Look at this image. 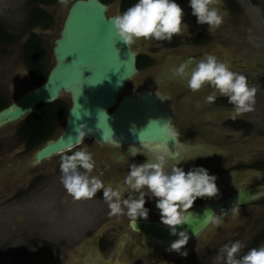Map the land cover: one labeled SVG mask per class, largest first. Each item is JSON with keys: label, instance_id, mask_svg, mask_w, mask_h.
Here are the masks:
<instances>
[{"label": "flooded vegetation", "instance_id": "obj_1", "mask_svg": "<svg viewBox=\"0 0 264 264\" xmlns=\"http://www.w3.org/2000/svg\"><path fill=\"white\" fill-rule=\"evenodd\" d=\"M137 2L138 0H120L119 12L126 11ZM175 2L183 9V23L188 28L184 34L173 36L170 42L143 38L138 40L141 45L144 42L150 44L146 51L134 46L139 52L137 67L140 72L138 75L146 69L149 72L144 79L138 80L137 83L141 87L135 91L145 90L154 93L170 111L173 117L172 123L180 133L178 144L176 141H169L170 150L175 153V159L172 162L181 160L179 166L185 172L193 167H203L208 170L209 175H214L217 178L215 182L219 189L218 196L197 198L193 207L189 209L190 212L202 208L210 202L219 203L228 200L243 189L264 186V148L260 145V142L264 141V130H258L261 139L250 137L254 128L260 126L258 120L254 118V112L256 110L264 112V61L260 53L253 56V52L250 51L251 56L248 53L244 54L245 56L242 55L243 43L227 42L226 34L228 32L224 28L227 16H230L231 20L229 21L234 27L249 28L250 25H253L250 13L242 0L220 1L218 7L223 14L224 21L212 31H209L207 24L197 23V17L192 15L190 0H175ZM187 47L189 48L187 49ZM226 49L229 51H225ZM205 53L216 56L221 62L227 63L233 71L245 75L249 85L257 88L254 111L233 119V106L228 103L226 97L218 96L214 103L207 104L204 98L212 91L209 86L194 93L189 90L185 81L172 74L171 69L187 61L189 57L200 59ZM142 60H144L143 64ZM166 63L168 64L165 66ZM192 67L194 65L189 67V73ZM162 71L164 72L160 75ZM131 81L135 85L137 78ZM125 92L130 91H127L126 88ZM63 125L64 123L62 128ZM16 131H19L18 128ZM61 132L62 129L57 135ZM0 143L3 146L0 155L3 152L10 154L6 149V143L5 146L1 141ZM20 143L24 144L20 155L22 160L29 155L27 158L33 164V168L27 170L34 171L32 176L27 178L29 181L23 190L31 192L35 187H38L40 192L44 193L50 187L55 186L60 190L59 203L69 205V207L59 215V221L54 224L82 225L75 234L67 233L69 235L56 238L60 244L59 248L65 254L60 258L59 263L206 264L208 244H217L215 248L218 249L216 251L218 254L219 249L225 244L220 240L221 237L227 238L228 235H231L234 236L231 242L239 240L237 236L246 231V227L253 217L250 214L254 215L258 206L264 210V194L254 201L240 205L239 216L233 219L229 214L223 219L221 225L225 227L228 225L229 229L217 231L216 229H219L218 227L221 225L216 226L212 223L208 230L189 238L187 245L181 249L182 252H187V256H183L170 251V245L164 246L160 240L148 237L137 227V223L142 221L162 224L159 210L155 207L156 198L145 196V207L149 210L148 218L146 220L138 219L135 226L130 223L127 217L109 216V209L104 202L102 190L98 191L92 199L78 201L66 192L60 182V160L63 154H71L69 150L37 161V150L43 144L35 151L28 149L26 139ZM143 144L144 147L141 143L114 145L111 142L100 143L95 139H86L83 145L76 146L72 151L86 146L93 153L96 162L93 175H99L102 172L101 179L105 184L111 183L113 186L123 187L122 181L130 171L129 166L133 163L146 162L147 156L151 158L150 148L153 143L143 142ZM133 146L141 149L135 157L130 154V148ZM20 163L22 161L19 159L9 160L7 167L11 170L13 166L17 171L24 167V164ZM17 165L19 166L17 167ZM252 171H257L258 174L252 177ZM252 179L256 180L257 184H253ZM23 190L18 188L15 195L22 193ZM51 198L52 195L43 199L47 206L51 204L48 201ZM55 202L57 203V197L53 199V203ZM220 213L221 211L218 210L216 215H220ZM244 213H247L245 220L242 219ZM238 219L239 221H237ZM44 225L42 228L45 227ZM255 238L259 242H254L255 239H253L250 244L244 245V250L239 255L245 254L251 248L257 247L258 244L261 245L264 240V230Z\"/></svg>", "mask_w": 264, "mask_h": 264}, {"label": "clouds", "instance_id": "obj_2", "mask_svg": "<svg viewBox=\"0 0 264 264\" xmlns=\"http://www.w3.org/2000/svg\"><path fill=\"white\" fill-rule=\"evenodd\" d=\"M67 7L69 0H59ZM220 0H190L192 15L197 23L207 24L209 31L218 28L223 21V14L218 5ZM112 24L119 40L129 48L139 39H155L171 41L173 36L182 35L188 26L183 23V9L175 0H138L126 11L117 12L112 17ZM191 65L189 73L188 69ZM175 77L186 82L192 92L200 91L209 86L212 91L207 95L205 103L212 104L218 96L226 97L233 106V119L254 111L257 88L249 85L245 75L235 72L221 62L216 56L205 53L200 59L189 57L178 67L171 69ZM27 71L24 73L26 74ZM23 74V75H24ZM99 113H104L100 111ZM105 114V113H104ZM155 122L150 121L148 125ZM133 132L135 126L131 129ZM77 145H83L85 137L91 132L86 124L75 129ZM162 142L152 144L151 158L147 156L142 164H131L130 171L124 176L122 185L105 184L99 175H93L96 162L88 148L63 154L60 160V182L66 192L74 199H92L102 190L104 202L109 209V216L127 217L134 226L138 219H147L149 210L145 207V196L156 198L155 207L159 210L161 223L167 226L170 234L178 236L171 242L169 250L187 256L182 252L189 240L187 231H177V226L188 224L189 209L197 198H214L219 194L216 176L209 175L203 167H193L185 172L179 166L181 160L175 159L170 150L169 141L179 143L180 133L172 122L165 121L160 127ZM71 139V137H69ZM140 140V139H139ZM142 146L145 145L140 140ZM141 149L130 148L131 156L135 157ZM207 218L216 226L223 223L229 214L233 219L239 216V206L234 204L229 211L221 209L220 215L206 211ZM244 244L240 240L224 244L216 256L214 264H264V244L251 248L239 255Z\"/></svg>", "mask_w": 264, "mask_h": 264}, {"label": "water", "instance_id": "obj_3", "mask_svg": "<svg viewBox=\"0 0 264 264\" xmlns=\"http://www.w3.org/2000/svg\"><path fill=\"white\" fill-rule=\"evenodd\" d=\"M110 9V4L103 0H74L66 12L61 33L54 40L55 64L46 81L23 91L0 110L2 129L22 122L40 104L70 97L71 107L62 132L37 150V161L78 146L75 129L80 124L91 129L84 140L117 145L138 144L140 140L162 142L160 127L165 121L172 122L169 110L158 111V104L162 102L154 93L145 90L125 92L128 83L140 72L137 67L139 52L134 44L129 48L119 40L112 24L115 14H110ZM153 120L155 122L148 125ZM262 194L264 186H255L235 193L228 200L207 203L190 211L188 224L177 226V231H187L189 238L203 233L212 225L206 211L215 214L221 209L229 211L234 204L244 205ZM137 227L164 246L178 239L163 224L142 221Z\"/></svg>", "mask_w": 264, "mask_h": 264}, {"label": "rangeland", "instance_id": "obj_4", "mask_svg": "<svg viewBox=\"0 0 264 264\" xmlns=\"http://www.w3.org/2000/svg\"><path fill=\"white\" fill-rule=\"evenodd\" d=\"M28 1L29 0H0V22L3 23L6 30H9L14 37H16L7 44H0V93L3 94L9 102L14 101L23 91L32 87L29 82V68L23 58L24 43L28 39L30 32L34 31L38 33L43 39L50 70L55 64L53 55L54 40L59 37L68 7L74 0H69L67 7L60 4L59 0L53 4L43 6L55 18L54 24L49 28L38 26L35 29L27 28L24 30L28 15L31 11ZM242 1L247 7L248 13H250L253 25H250L249 28L245 26L234 27L229 21L231 20L230 16H227L225 21L223 17L224 24H226L224 28L228 32L226 34V38L228 39L227 42L237 41V43H243L244 47L241 49L242 55L248 53V55L251 56L250 51L253 52V56L260 53L264 61V0ZM107 2L111 6L110 14H117V12H119L118 6L120 5V0H108ZM134 46L146 51V49H149L150 44L148 45V42H144L143 45H141L137 40ZM188 48L189 47H187V49ZM167 64L168 63H166L165 66ZM26 71L27 73L24 74ZM148 72L149 70L146 69L138 75L135 85L133 84L134 82L131 81L127 91L138 90L141 87V85L137 83L138 80L144 79ZM163 72L164 71H162L160 75ZM65 99L68 103H71L70 97L66 96ZM158 111L165 112L168 111V109L164 104L159 103ZM263 113L264 112L261 110H256L253 114L254 118L258 120L260 128H254L250 135L251 138H260L258 130H264ZM19 124L20 122L0 129V141L4 146L6 143V149L8 153H10L5 154L3 152L0 155V264H63L59 263V261L65 254L59 248L60 244L56 238L69 235L67 233L75 234L82 225L72 226L71 223L67 225L61 223L54 224L56 221H59V215L69 207V205L67 206L66 204L59 203L60 190L56 189L55 186L50 187L44 193H41L38 187H35L31 192L23 190L29 181L27 178L31 177L34 171L27 170L28 168H33V164H31L27 158L29 155L25 156L24 160H22V156H20L24 144L20 143L21 140L19 139L20 137L18 138L19 135L16 131ZM61 129L62 128L59 129L58 133ZM58 133L55 134V137ZM260 145L264 148V141H261ZM7 159H19L22 161L20 164H24V167L15 171L12 166V169L9 170L7 167V162L9 160ZM19 165H17V167ZM256 174H258L257 171H252V177H255ZM20 176L22 177L21 179L19 178ZM251 182L257 184V181L254 179H252ZM18 188L25 193L22 191V193L15 195V191H17ZM51 195L52 198L48 200L51 204L47 206L43 199ZM55 197H57V203H53ZM250 215L253 217L246 227V231L237 236V239H242L241 242L244 245L250 244L253 239H255L254 242H259L255 237L264 230L263 208L260 206L256 207L254 215L252 213ZM243 216L242 219L245 220L247 213H244ZM61 217L63 216L61 215ZM237 221H239V219ZM42 225L45 227L42 228ZM218 228L219 229H216L217 231L220 229H229V226L227 225L225 227L221 225ZM232 239H234V236L228 235L227 238L221 237L220 240L224 241L226 244L231 242ZM262 242V244H264V240ZM216 246L217 244L215 245L214 243L208 244V251L205 257L206 264H214L216 256L218 255L216 254L218 250L215 248ZM258 246L260 245L258 244ZM243 250L242 248L241 252Z\"/></svg>", "mask_w": 264, "mask_h": 264}, {"label": "trees", "instance_id": "obj_5", "mask_svg": "<svg viewBox=\"0 0 264 264\" xmlns=\"http://www.w3.org/2000/svg\"><path fill=\"white\" fill-rule=\"evenodd\" d=\"M57 0H29L31 7L30 14L27 18V23L24 30L27 28L35 29L38 26L49 28L55 22L54 16L43 6L55 3ZM107 2L108 0H103ZM16 37L6 30L3 23L0 22V44H7ZM23 58L29 68L30 85L32 87L44 83L49 74V64L47 61L48 55L43 39L34 31L30 32L28 39L24 43ZM145 60V59H144ZM144 60L141 63H144ZM11 102L0 93V110L7 107ZM71 106L66 100H58L53 103H43L38 106L36 111L29 115L26 119L20 122L17 133L19 139H26L28 149L35 150L44 144L53 135L58 133L62 128L65 116ZM0 143V151L2 150Z\"/></svg>", "mask_w": 264, "mask_h": 264}, {"label": "bare ground", "instance_id": "obj_6", "mask_svg": "<svg viewBox=\"0 0 264 264\" xmlns=\"http://www.w3.org/2000/svg\"><path fill=\"white\" fill-rule=\"evenodd\" d=\"M225 51H229V50L226 49ZM65 97H66V96H65ZM65 97L63 98V100H66Z\"/></svg>", "mask_w": 264, "mask_h": 264}]
</instances>
